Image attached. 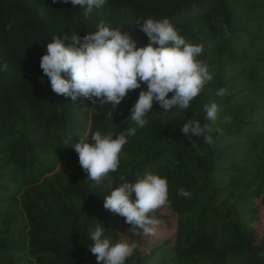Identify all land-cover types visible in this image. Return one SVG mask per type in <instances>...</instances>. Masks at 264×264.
<instances>
[{"label":"trees","instance_id":"trees-1","mask_svg":"<svg viewBox=\"0 0 264 264\" xmlns=\"http://www.w3.org/2000/svg\"><path fill=\"white\" fill-rule=\"evenodd\" d=\"M148 17H167L201 45L197 59L212 78L186 110L153 102L116 171L93 181L71 144L134 126L126 118L140 89L111 119L110 104L54 93L39 58L53 35L82 37L100 21L143 46L138 21ZM0 63V264H97L87 249L97 221L113 241L136 242L125 264H264V0H105L87 15L61 0H0ZM209 101L215 120L204 117ZM192 116L212 129L211 143L180 132ZM145 171L167 183L168 203L149 213L159 221L151 234L103 207L108 185Z\"/></svg>","mask_w":264,"mask_h":264},{"label":"clouds","instance_id":"clouds-1","mask_svg":"<svg viewBox=\"0 0 264 264\" xmlns=\"http://www.w3.org/2000/svg\"><path fill=\"white\" fill-rule=\"evenodd\" d=\"M61 2L79 5L87 15L94 8H100L105 0ZM138 27L148 40L143 46H137V42L120 27L100 21L94 31L85 32L82 37L77 32L67 36L53 35L39 58V67L54 93L62 94L71 101L80 97L92 104H110L112 111L108 116L111 119L113 110L128 92L140 89L126 118L134 126L115 135H102L95 131L90 139L79 137L71 144L78 155L79 165L87 174L86 178L93 181L116 171L122 147L138 127L145 125V116L153 102L163 112L172 108L186 110L201 92L202 86L212 78L208 65L197 59L202 51L201 45L187 42L167 17L144 18L142 22L138 21ZM6 68V64L0 63V71ZM226 92V88L220 87L216 95L224 96ZM169 93L171 96L167 95ZM201 107L207 120L216 119L215 101L204 103ZM179 130L183 136H199L206 143L212 142L208 134L212 129L194 116L185 118ZM216 131L219 133L221 129ZM108 187L110 192L103 198L105 209L122 216L133 232L139 230L142 234H151L156 231L159 221L149 213L168 203L166 177L145 171L130 182L121 175L118 183ZM177 192L188 195L183 188L177 189ZM105 230L99 221L90 226L87 232L90 241L88 251L95 256L97 264H125L126 258L136 248V242L128 237L113 241L105 235Z\"/></svg>","mask_w":264,"mask_h":264}]
</instances>
